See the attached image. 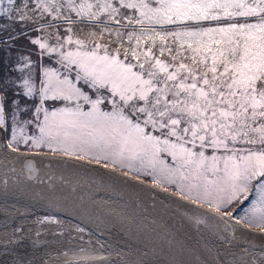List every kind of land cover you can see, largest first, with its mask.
Wrapping results in <instances>:
<instances>
[{
	"label": "snow or ice",
	"instance_id": "snow-or-ice-1",
	"mask_svg": "<svg viewBox=\"0 0 264 264\" xmlns=\"http://www.w3.org/2000/svg\"><path fill=\"white\" fill-rule=\"evenodd\" d=\"M0 264H264V0H0Z\"/></svg>",
	"mask_w": 264,
	"mask_h": 264
}]
</instances>
